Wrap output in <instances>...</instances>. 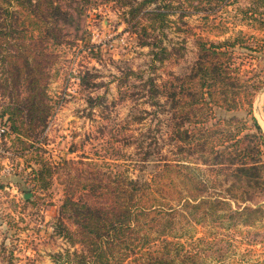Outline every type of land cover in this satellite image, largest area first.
Listing matches in <instances>:
<instances>
[{
  "label": "trees",
  "instance_id": "1",
  "mask_svg": "<svg viewBox=\"0 0 264 264\" xmlns=\"http://www.w3.org/2000/svg\"><path fill=\"white\" fill-rule=\"evenodd\" d=\"M98 2L114 3L141 45L155 49L153 60L164 62L171 52L155 31L168 26L171 15L190 13L178 5L200 11L230 0H0V62L9 82L17 76L21 86L17 106L9 105L16 135L27 132L34 139L45 127L53 109L46 88L51 64L63 46L83 39L88 10ZM240 43L242 36L219 42L197 36L198 58L189 71L166 84L145 81L153 105L162 107L176 158L146 175L155 161L143 152L138 162L144 174L138 178L90 163L61 205L56 229L74 248L59 254L63 262L198 264L205 238L193 239V250L184 240L196 225L220 218L248 221L264 213V130L253 109L260 87L237 62ZM37 161L33 180L44 187L53 167ZM75 191H81L79 198Z\"/></svg>",
  "mask_w": 264,
  "mask_h": 264
},
{
  "label": "rangeland",
  "instance_id": "2",
  "mask_svg": "<svg viewBox=\"0 0 264 264\" xmlns=\"http://www.w3.org/2000/svg\"><path fill=\"white\" fill-rule=\"evenodd\" d=\"M178 6L190 13L171 15L168 26L155 31L171 52L160 62L153 60L155 49L142 46L139 33H131L114 3L94 4L83 39L63 46L51 64L46 88L53 109L34 139L10 129L9 105L17 106L21 86L17 76L9 82L0 62V129H5L0 137V264H67L58 256L74 248L57 232L60 209L90 163L138 178L144 174L138 162L143 152L150 151L155 161L146 175L176 158L159 114L162 107L153 105L143 86L150 77L166 84L189 71L198 58L197 36L216 42L244 38L234 51L260 87L253 109L264 130V3L230 0L200 11ZM131 70L134 74L122 83ZM39 158L53 167L45 184L40 182L44 187L33 180ZM80 195L75 191V198ZM195 238H205L198 264H264V213L248 221L220 218L196 225L184 239L187 250H193Z\"/></svg>",
  "mask_w": 264,
  "mask_h": 264
},
{
  "label": "built area",
  "instance_id": "3",
  "mask_svg": "<svg viewBox=\"0 0 264 264\" xmlns=\"http://www.w3.org/2000/svg\"><path fill=\"white\" fill-rule=\"evenodd\" d=\"M4 132H5V129L4 128H1L0 129V137L3 135Z\"/></svg>",
  "mask_w": 264,
  "mask_h": 264
}]
</instances>
